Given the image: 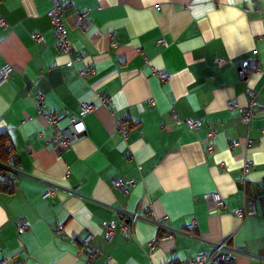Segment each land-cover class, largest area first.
Returning a JSON list of instances; mask_svg holds the SVG:
<instances>
[{
    "label": "crops",
    "instance_id": "crops-1",
    "mask_svg": "<svg viewBox=\"0 0 264 264\" xmlns=\"http://www.w3.org/2000/svg\"><path fill=\"white\" fill-rule=\"evenodd\" d=\"M61 2L68 53L52 32L50 0H0V66L10 67L0 79V133L18 168L13 182L0 171V260L83 264L81 239L91 234L99 264H178L225 237L238 249L235 264H264V215L234 213L249 198L260 210L264 196V0ZM228 7L245 17L243 43L210 29V13ZM77 11L89 19L84 28L73 24ZM244 59L260 67L247 79L238 71ZM247 86L260 106L244 123L227 102L245 105ZM81 101L97 107L81 115ZM49 114L61 128L83 129L65 149L54 147ZM241 161H250L246 172ZM119 211L140 218L123 229ZM18 217L29 223L21 232ZM106 221L116 225L110 239ZM158 223L174 229L171 238Z\"/></svg>",
    "mask_w": 264,
    "mask_h": 264
},
{
    "label": "built area",
    "instance_id": "built-area-1",
    "mask_svg": "<svg viewBox=\"0 0 264 264\" xmlns=\"http://www.w3.org/2000/svg\"><path fill=\"white\" fill-rule=\"evenodd\" d=\"M62 7L63 4L61 0H50V7L47 10V15L49 17L51 23V29L56 37V42L58 47L63 51L68 53L71 50V43L68 38V30L66 24L63 22L62 18ZM4 23V21H0ZM73 24L79 27H86L89 24V19L86 16L85 11H77L74 14ZM32 37L35 40L42 39V36L39 33H33ZM224 60L222 58L217 59V64L222 63ZM260 67L255 60L252 59H244L238 65V71L243 78H248L250 73L259 71ZM10 71V67L8 65L0 66V79L5 77ZM155 73L157 77L161 80H166L169 77V73L164 71L163 69H156ZM245 92L247 94V102L245 105H240L234 99H231L227 102V106L230 109L237 108L240 112L241 120L244 123H249L252 117L257 114L258 108L260 106V102L257 99V93L253 91L250 87H246ZM100 101V104L103 106H107L109 103V98L104 94L97 95ZM40 98V96H39ZM97 107V104L90 101H81L79 104V113L81 115L87 114ZM50 122L53 124V128L55 131L54 147L57 149H65L67 148L73 137L83 129L80 128L76 132H72L68 127L61 128L56 124L57 116L54 114L47 115ZM73 121L72 118H70ZM184 122L188 127H195L200 124V120L198 119H184ZM117 130L126 136L128 124L122 120L117 119L116 121ZM211 135L214 136V131L211 132ZM237 143L236 140H232V144ZM246 144L250 143V139L246 138ZM250 161H245L241 166L244 172L247 171ZM18 172V168L15 165H8L6 168V172L1 173L3 176L13 182L15 180V176L13 173ZM113 186L122 190H126V182L121 179H114ZM54 188L52 186H47L43 194L50 193ZM213 207L222 209L224 207L223 201L215 196L213 197ZM121 216L127 220V224L122 223V228L125 229L126 226L132 227L135 220L139 219L140 216L137 211H119ZM234 213L237 215H249L261 213L264 215V196L261 197V209L258 210L255 206L254 200L249 198L245 201L242 206H239L234 209ZM29 226L28 221L24 217L17 218V230L19 232L25 230ZM115 223L113 221H106L103 224V234L106 239H110L115 232ZM157 227L165 228L168 233L163 236L164 239L171 238L174 229L170 228L168 225H164L163 223H158ZM63 225L59 224L57 226V231L62 230ZM187 228L189 230H193L195 228V221H190L187 224ZM91 234L85 235L81 239L82 249L81 252L84 255V263L83 264H99L95 261V249L91 245ZM229 237H225L221 241L215 242L211 246V250L208 253H198L193 256L187 257L181 260L178 264H235V259L238 253V249L235 246L228 245ZM155 240H151L149 245L150 249L154 247ZM5 260H0V264H5ZM148 264H154L152 262Z\"/></svg>",
    "mask_w": 264,
    "mask_h": 264
},
{
    "label": "clouds",
    "instance_id": "clouds-1",
    "mask_svg": "<svg viewBox=\"0 0 264 264\" xmlns=\"http://www.w3.org/2000/svg\"><path fill=\"white\" fill-rule=\"evenodd\" d=\"M237 0H229V4L236 3ZM251 4V0H248ZM245 27V17L242 12L234 7H228L220 12L210 13V29L215 30L220 28L221 31L227 36L228 44L234 45L237 40L243 43L245 37L243 35V29ZM260 162L259 159L256 161ZM243 162H240L239 166H242Z\"/></svg>",
    "mask_w": 264,
    "mask_h": 264
},
{
    "label": "trees",
    "instance_id": "trees-1",
    "mask_svg": "<svg viewBox=\"0 0 264 264\" xmlns=\"http://www.w3.org/2000/svg\"><path fill=\"white\" fill-rule=\"evenodd\" d=\"M6 141H7V136L5 133H0V171L1 173L6 172V168L8 165H13V164H9L7 163V155H8V150L6 148ZM3 176V174H2ZM4 177V176H3ZM7 179L4 177L3 179H1V181H6Z\"/></svg>",
    "mask_w": 264,
    "mask_h": 264
}]
</instances>
